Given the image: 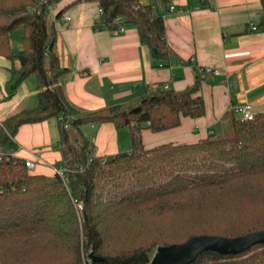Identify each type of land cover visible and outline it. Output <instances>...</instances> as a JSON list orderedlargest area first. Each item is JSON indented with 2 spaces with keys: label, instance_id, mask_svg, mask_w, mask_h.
<instances>
[{
  "label": "trees",
  "instance_id": "16d2710c",
  "mask_svg": "<svg viewBox=\"0 0 264 264\" xmlns=\"http://www.w3.org/2000/svg\"><path fill=\"white\" fill-rule=\"evenodd\" d=\"M63 0H0V55L19 63L6 90L35 76L38 104L22 109L0 126V146L11 147L24 123L64 117L63 158L53 176L33 173L23 161H0V264H148L161 244L183 243L199 235L227 238L264 231V112L251 120L231 118V134L211 133L195 142L145 145L142 130L178 127L185 117L199 118L206 108L201 84L184 90L158 86L139 97L91 111L68 100L61 79L70 69L54 52L51 7ZM83 0H73L56 14ZM103 10V23L115 29L122 16L140 40L168 56L162 9L173 0H85ZM204 1V0H203ZM259 26L264 29V0ZM29 8H33L32 10ZM113 122L130 131L131 149L92 154L82 127ZM73 129L77 136L71 137ZM82 136V139L81 137ZM83 208L78 210L77 203ZM162 227L149 244L128 248L120 233L128 222ZM126 241V240H125ZM90 254L99 259H89ZM190 264H264V243L239 254L207 250Z\"/></svg>",
  "mask_w": 264,
  "mask_h": 264
},
{
  "label": "crops",
  "instance_id": "0c3cea01",
  "mask_svg": "<svg viewBox=\"0 0 264 264\" xmlns=\"http://www.w3.org/2000/svg\"><path fill=\"white\" fill-rule=\"evenodd\" d=\"M73 0H64L52 12L54 52L70 69L61 79L70 103L84 111L125 102L158 86L184 90L201 84L206 113L185 117L180 127L162 134L143 131L147 146L163 142L189 143L214 130L227 133V115L241 118L236 106L254 105L264 112V29L259 26L261 0H177L175 13L164 18L168 56L160 58L140 40L133 24L117 33L103 26L95 2L81 1L55 14ZM70 16V20L66 18ZM255 25V30L251 26ZM19 63L0 55V119L38 104L36 78L28 76L9 96L10 71ZM216 72H201L198 67ZM92 154L104 156L131 149L128 127L103 122L82 127ZM213 133V132H212ZM18 154L34 162L33 173L55 175L62 161L59 118L22 124L14 137ZM128 147V148H127Z\"/></svg>",
  "mask_w": 264,
  "mask_h": 264
},
{
  "label": "water",
  "instance_id": "95a60500",
  "mask_svg": "<svg viewBox=\"0 0 264 264\" xmlns=\"http://www.w3.org/2000/svg\"><path fill=\"white\" fill-rule=\"evenodd\" d=\"M154 53L158 51L153 49ZM264 243V231L227 238L218 235H199L183 243L158 245L149 264H190L204 251L213 250L222 254H239L252 246ZM91 259H99L90 254Z\"/></svg>",
  "mask_w": 264,
  "mask_h": 264
},
{
  "label": "rangeland",
  "instance_id": "374dc122",
  "mask_svg": "<svg viewBox=\"0 0 264 264\" xmlns=\"http://www.w3.org/2000/svg\"><path fill=\"white\" fill-rule=\"evenodd\" d=\"M64 1V0H63ZM176 1L177 0H173L170 4H172V3H176ZM169 4V5H170ZM168 5V6H169ZM167 6V7H168ZM176 6H177V3H176ZM58 8V5H53L52 7H51V13L52 12H54L56 9ZM29 9H33V8H29ZM176 12V11H175ZM67 17V16H66ZM253 26H255V25H252L251 26V29H252V27ZM256 28H257V26H256ZM253 30H255V29H253ZM206 67H208V66H206ZM206 67H199V68H206ZM209 68H211V67H209ZM211 69H213V68H211ZM201 71V70H200ZM201 72H205V71H201ZM31 77H33L34 78V76L32 75ZM164 87L165 88H169L168 87V85H164ZM245 104H252V103H245ZM245 104H243V105H245ZM253 105V104H252ZM240 106H242V105H240ZM238 106H236L235 107V111L236 112H238L237 110H236V108H237ZM253 107H254V105H253ZM76 108H78V107H76ZM79 109V108H78ZM99 109V108H98ZM81 110V109H80ZM82 111H84V110H82ZM91 111V110H90ZM87 112V111H86ZM255 112V111H254ZM239 113V112H238ZM256 114V113H255ZM227 118H225V120H227L228 121V124H229V129H228V131H227V134L229 135V134H231V115H227L226 116ZM60 118H63V117H59V121H60V123L62 124V126L65 128V129H69L70 128V125H71V123H70V120L68 119V118H64V120H63V122L60 120ZM183 120V119H182ZM66 121H68V123H69V126H68V128H66L65 126H64V124L66 123ZM60 124V125H61ZM181 124H182V121H181ZM181 124L178 126V127H180L181 126ZM1 126V125H0ZM178 127H175V128H172V129H169V130H164V131H159V132H153V131H151V130H149V129H143L142 130V133H143V131H145V130H148V131H150L151 133H153V134H157V135H159V134H162V133H164V132H167V131H170V130H174V129H177ZM73 131L74 132H72L71 133V137L70 138H73L74 136H77V135H79L78 134V131H76L75 129H73ZM213 133H214V130L212 131ZM212 132H210V134L212 133ZM219 135H221L220 133L219 134H216V136H219ZM10 137L13 139L15 136H12V135H10ZM81 137V139H82V136H80ZM143 139V138H142ZM15 140V139H14ZM143 142H144V140H143ZM15 143L16 144H18L16 141H15ZM145 143V142H144ZM19 145V144H18ZM90 145H91V143H90ZM145 145H146V143H145ZM147 146V145H146ZM148 147H153V146H148ZM90 148H91V150H92V145L90 146ZM128 148V147H127ZM21 149V148H20ZM130 149H128L127 151H129ZM122 151H125V149H122ZM32 169V168H31ZM57 170H62L61 168H58V167H56L55 166V173H57ZM63 172V171H62ZM78 203H81V202H78ZM77 203V204H78ZM78 210H81V209H78ZM143 222H145V223H147V222H149V221H138V226L141 224V223H143ZM132 226H133V228L131 227V223L130 222H128L127 224H125L123 227L126 229V232H124L123 234H121L120 233V237H122V239L124 240V241H122V245L124 246V247H126V248H128L129 246H131V244L130 245H128V243H133V242H135V244L136 245H138V244H149L152 240H154L155 239V233L156 232H158V231H164V232H168V233H172L173 231H175L176 229H174V228H176V227H174V226H172V221H163V222H161V226L162 227H158V226H156V227H153V228H150V227H147V226H142L141 228H140V230H138L137 228H138V226L136 225V221L132 224ZM126 240V241H125ZM155 249H156V247H155ZM155 249L153 250V253H154V251H155ZM89 259H91L90 258V256H89ZM149 264V263H148Z\"/></svg>",
  "mask_w": 264,
  "mask_h": 264
},
{
  "label": "built area",
  "instance_id": "2783aa9c",
  "mask_svg": "<svg viewBox=\"0 0 264 264\" xmlns=\"http://www.w3.org/2000/svg\"><path fill=\"white\" fill-rule=\"evenodd\" d=\"M138 1H139V3L135 6L136 9L139 8L140 3H142L143 1H146V0H138ZM99 10L103 14V10L101 8H99ZM176 10H177L176 3H172L168 7L162 9L161 16L163 18H165L166 16L175 13ZM66 18L68 20H70L71 17L67 16ZM113 23L115 24V29H114L115 32L121 33V32L125 31L126 23H125L124 18L122 16H119V15L116 16L114 18V20H113ZM103 26L107 28L106 24H104V23H103ZM252 29H256V26H253ZM199 69L201 71L203 70V71H205L207 73L208 72H213V71L216 72L215 69H211L209 67H206L205 69L204 68H199ZM236 110L240 113L241 119H243V120H251L255 116L254 107H253L252 104H245V105H242V106H238L236 108ZM60 120L63 122L64 117L60 118ZM2 124H3V120L0 119V125H2ZM64 126L66 128H68V126H69L68 121H66ZM12 141H13V146H11V147H7L6 148V147H3V146H0V161H2V160H6V161H11V160L23 161V162H25V164L27 165V167L29 169L33 168L34 167V162L32 160H30V159H23L22 157H20L19 154H18V151L20 150L21 146L15 143L14 138L12 139ZM57 172L60 175H63L62 170H57ZM77 207H78V209H82L83 208L82 203H78Z\"/></svg>",
  "mask_w": 264,
  "mask_h": 264
}]
</instances>
